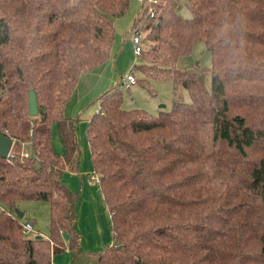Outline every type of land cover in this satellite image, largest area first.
Masks as SVG:
<instances>
[{
	"label": "trees",
	"instance_id": "obj_1",
	"mask_svg": "<svg viewBox=\"0 0 264 264\" xmlns=\"http://www.w3.org/2000/svg\"><path fill=\"white\" fill-rule=\"evenodd\" d=\"M130 3L0 0V130L14 139L0 156V264H52L67 247L72 264H264V0H186L190 17L173 0H157L155 16L143 7L137 84L154 93V79L180 81L190 100L154 114L125 107L123 87L101 94L87 137L113 240L81 249L79 193L62 178L79 168L80 116L65 105L81 74L110 57L114 18ZM198 41L211 67L178 68ZM24 200L49 202L48 234L24 231Z\"/></svg>",
	"mask_w": 264,
	"mask_h": 264
},
{
	"label": "crops",
	"instance_id": "obj_2",
	"mask_svg": "<svg viewBox=\"0 0 264 264\" xmlns=\"http://www.w3.org/2000/svg\"><path fill=\"white\" fill-rule=\"evenodd\" d=\"M145 0H131V4L129 6L128 11L119 17L114 18V26H115V37L113 41V45L111 48L110 57L104 61L103 63L99 64L97 67L92 69L89 72H84L81 74L80 79L78 81L77 86L75 87L71 98L67 101L65 105V114L69 117H76V116H83V120H79L76 123V133L77 139L81 149V156L85 152H91L89 141L86 140L83 145H81V138L84 134L85 129L88 128L89 120L93 116V114L99 110L100 108V96L103 92L108 90L113 86H120L123 89H128V92L125 93L124 106L127 108L133 107H141L136 104L138 101V93L131 92L132 86H139V84H131L124 81V76L130 71L132 66L139 61V56L135 57L134 53V45L132 44V36L135 32L133 28V24L135 18L139 16L142 12ZM174 2V0H173ZM174 4V3H173ZM176 10L178 7L174 5ZM192 54V53H191ZM189 55L182 56L185 58ZM179 60V62H180ZM187 66L183 68H191L195 66L196 62L192 60V62L186 61ZM181 68V69H183ZM137 72V71H135ZM209 73V72H208ZM207 82L210 84V76L207 77ZM128 84V86H127ZM152 87L156 91L157 103H160L161 100L165 101V107L167 110L172 108L173 102L176 100L179 101H187L183 100L184 95H186L185 87L183 86L182 82L175 81V80H152ZM141 88V87H140ZM133 94V96H131ZM189 94V93H188ZM177 97V98H176ZM169 98H172L171 100ZM171 101V102H168ZM157 103H146V108L154 114H158L160 108H163L161 104L157 107ZM156 110L154 109V106ZM52 142L55 152L59 154H63L65 152L64 144L59 134L58 124L57 122H53L52 124ZM84 157H80V164L78 170L67 169L63 173V181L70 187L73 191H78L79 198L77 203V219L75 221V226L77 229V222L79 217V202H80V193H84L85 198L92 197L93 195L100 197L102 194V187L101 185L94 184L92 182V177H94V167H93V159H91L92 163H87L84 165L83 162ZM90 160V157L87 158ZM89 195V196H88ZM86 199H84L85 201ZM103 206V208H102ZM102 211L104 212L105 205H102ZM104 209V210H103ZM101 210L99 212H102ZM25 214V212H24ZM108 217H111V212L109 210ZM112 218V217H111ZM33 223V221H32ZM34 225V223H33ZM113 229V227H112ZM44 235V234H42ZM46 235V234H45ZM111 238H108L107 241L103 242L105 235L99 236L96 235L93 237L95 240L92 242L93 245H99L98 243H103L101 245H108L112 243L113 240V231ZM103 246V247H104ZM102 248V247H101ZM99 248V249H101ZM81 249L83 251H96V250H89L88 247H83L82 239H81ZM72 252V251H71ZM73 253V252H72ZM69 252V255L73 254ZM55 255L52 257V263ZM56 259V258H55Z\"/></svg>",
	"mask_w": 264,
	"mask_h": 264
},
{
	"label": "rangeland",
	"instance_id": "obj_3",
	"mask_svg": "<svg viewBox=\"0 0 264 264\" xmlns=\"http://www.w3.org/2000/svg\"><path fill=\"white\" fill-rule=\"evenodd\" d=\"M145 1L146 2H144L143 7L144 9H146L147 12H149L151 7L155 6L154 1H148V2L147 0ZM173 3L174 5H176V7H178L177 11L180 12L183 16L190 17L192 15V12L186 3V0H174ZM142 33L145 38L146 37L145 33L143 31ZM134 53H135V57L139 56V54L135 52V49H134ZM192 60L195 62L199 61V64L201 66L206 67L207 70L211 67L212 65L211 53L206 48V45L203 41L196 42L194 45L192 54L185 58H182L180 62H178L177 67L181 69L184 66H187V64H189V63H186V61L192 62ZM130 70H132V68ZM133 73L135 74L138 80V78L141 76V72L137 71ZM154 80H159V79H154ZM151 84H152V81H151ZM139 86L141 88L138 86L136 87L135 85L131 87V92L134 91L138 93L137 95L138 101H136L137 102L136 104H138L141 107H146V103H153V104L157 103V98L155 97L158 95L156 94V91L152 93L150 90L141 86L140 84ZM184 89L186 91V95H184L183 100L189 101L190 96L188 94V91L186 88ZM131 96H133V94ZM169 99L171 100L172 98H169ZM168 102H171V101L168 100ZM159 104L161 105L165 104V101L161 100L160 103H157V107H159ZM153 106H154V109L156 110L155 105ZM162 110H167V107H163V108L159 107L158 111H162ZM80 120H83V116L80 117ZM86 140H88L87 129H85L84 134L81 138V142H80L81 145H83ZM25 152L28 153V149ZM81 157H84L83 159L84 165H86L87 163H92L91 161L92 153L91 152H85L84 154L82 152ZM89 157H90V160L87 159ZM95 176H97L96 173L94 174V177H92L91 179L92 182L94 184L96 183L97 185H100V182H97L95 180L96 178ZM84 199L86 200L84 201ZM102 205H105V208H106L105 210L103 209L104 212L102 211V208H103ZM18 208L25 212L24 216L22 217V220H24L25 222L31 221V223L32 221H34L33 222L34 229L29 230L27 233L29 236H34L37 234H44V235L48 234L49 225H50V204L48 201L24 200L19 203ZM100 210L102 212H99ZM78 213H79V217H78V222H77V230L81 236L83 247H88L89 250H96L101 247L103 248L104 245H101L103 243L99 242L98 243L99 245L92 244V242L95 240L93 237H95L96 235H99V236L105 235L103 242L107 241L108 238L112 239L111 237L112 231H113L112 218L108 217V215H110L109 207L104 198L103 191H102V194H100V197L93 195L92 197L85 198L84 193H80ZM69 252L72 253L70 248L67 247L65 251L59 254H56L53 259L52 264H72V255L70 256Z\"/></svg>",
	"mask_w": 264,
	"mask_h": 264
},
{
	"label": "water",
	"instance_id": "obj_4",
	"mask_svg": "<svg viewBox=\"0 0 264 264\" xmlns=\"http://www.w3.org/2000/svg\"><path fill=\"white\" fill-rule=\"evenodd\" d=\"M163 107H165V104H162ZM29 113L31 115H37L38 114V101H37V95L35 93L34 89H31L29 92ZM14 145V139L13 137L9 136L4 131L0 130V156L2 157H8L11 154L12 148ZM18 215L20 217L24 216V211L18 210ZM42 234H39L38 236H41ZM69 237L68 234L65 235V238L67 239Z\"/></svg>",
	"mask_w": 264,
	"mask_h": 264
},
{
	"label": "built area",
	"instance_id": "obj_5",
	"mask_svg": "<svg viewBox=\"0 0 264 264\" xmlns=\"http://www.w3.org/2000/svg\"><path fill=\"white\" fill-rule=\"evenodd\" d=\"M148 1H154V4L157 2V0H147ZM146 2V1H145ZM148 14L150 16H155L156 15V8L155 6L151 7V9L149 10ZM132 41H133V44H134V49H135V52L137 54H140L141 51L143 50L144 48V44H145V38H144V35L142 32H137L135 31L133 33V36H132ZM124 81H127V83H131V84H135L137 83V77L135 76V74L133 73L132 70H130L123 78V84H124ZM127 84V86H128ZM95 180L97 182H100V177L97 175L95 176ZM34 229V226L33 224L31 223V221H26L24 223V231L26 233H28L29 230H33Z\"/></svg>",
	"mask_w": 264,
	"mask_h": 264
}]
</instances>
